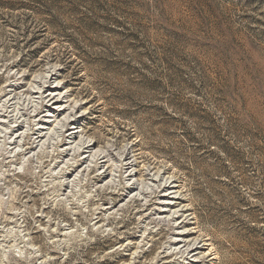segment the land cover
<instances>
[{"label": "rangeland", "instance_id": "1", "mask_svg": "<svg viewBox=\"0 0 264 264\" xmlns=\"http://www.w3.org/2000/svg\"><path fill=\"white\" fill-rule=\"evenodd\" d=\"M49 71L96 147L175 180L199 264H264V0H0V90ZM60 140L24 157L0 138V264H156L170 229L101 210Z\"/></svg>", "mask_w": 264, "mask_h": 264}, {"label": "bare ground", "instance_id": "2", "mask_svg": "<svg viewBox=\"0 0 264 264\" xmlns=\"http://www.w3.org/2000/svg\"><path fill=\"white\" fill-rule=\"evenodd\" d=\"M56 77L55 72L49 71L42 83L31 82L28 85L21 75L7 77L4 87L0 90V138L6 139L7 145L15 146L10 149L9 154L21 153L20 155L25 157L35 150L34 144L43 146L44 139L57 131L61 139L58 148L62 147L60 156H71L73 161L69 167L77 171L85 165L77 173L89 175L95 172L90 180L93 188L96 191L109 192L108 206L101 210L116 214L124 206L136 204L142 223L166 225L170 229L168 247L157 255L156 264H175L174 260L169 259L176 255H180L185 261L182 264H199L205 261L210 253L207 249L209 244L198 238L194 227L190 225L188 216L192 214H188L189 209L181 204L184 199L175 180L159 175L153 178L154 174L149 169L143 174L140 173L132 146H125L119 153H115L113 146L96 147V141L85 136L86 131L82 128L86 110H79L82 107L80 103L71 105L72 102L66 100V93L61 92L62 87L55 81ZM51 80H54L52 86L49 84ZM26 123V129L30 126L27 133L23 129ZM16 149L21 151L15 152ZM86 153L90 154L83 155ZM8 158L9 156L6 159ZM115 158L118 165L113 163ZM9 163L15 165V161ZM126 178L128 181L125 183ZM147 180L153 183L150 194L142 187ZM127 193L129 195H126Z\"/></svg>", "mask_w": 264, "mask_h": 264}]
</instances>
